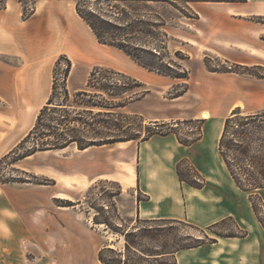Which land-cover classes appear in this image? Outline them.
I'll list each match as a JSON object with an SVG mask.
<instances>
[{
    "label": "rangeland",
    "instance_id": "rangeland-1",
    "mask_svg": "<svg viewBox=\"0 0 264 264\" xmlns=\"http://www.w3.org/2000/svg\"><path fill=\"white\" fill-rule=\"evenodd\" d=\"M66 1L75 7L78 0ZM35 2L0 0V10L6 7V3L21 4L22 17L26 18L34 12ZM204 2L211 1L79 0L82 9L94 12V20L106 40L123 44L133 56L154 68L144 67L152 81L149 87L163 90L162 94L155 92L161 102L188 114L200 108L202 94L204 104L218 100L222 107L236 98L242 103L237 102L240 106L230 113L236 108L248 113L259 106L260 101L254 99L248 89L252 81L264 78V67L239 65L204 48V43H215V40L204 33L207 22L199 13L204 6H217ZM99 14L102 15L99 17ZM260 39L264 41V35ZM70 68L71 64L68 65L64 56L56 59L52 72V82L55 83L52 103L48 105L41 126L22 144L40 109L23 119L20 112L5 109L0 98V182L16 186L36 185L47 190L50 197L60 194L51 204L56 214H72V206L78 204L77 212L83 220L87 219L85 224L95 230L97 241L107 244L103 248H111L103 252L104 259L113 262L127 258L128 264H204V248H212L210 253L215 257V238L245 235L246 231L236 227L229 218L200 227L183 220L136 217L131 190L121 194L124 186L119 180L84 184L86 181L80 173L94 175L113 170L119 174L123 162L131 160L133 149L129 144L107 151H97L93 147L85 153H79L77 145L73 144L64 150L37 151L20 158L27 149L42 141H54L55 137L68 139L73 136L82 144L131 137L142 140L147 130L160 129L182 141L190 142L200 137L201 119L184 118L165 122L167 125L161 127L137 114L116 108L118 104L138 98L144 89L139 81L122 73L97 68L88 77L85 94L68 93L66 79ZM185 92V96L174 99ZM55 106L57 109L53 108ZM230 113L209 118L204 128H210L216 135ZM256 124L264 130V122ZM212 134L207 130V138ZM13 150L15 152L11 153ZM180 165V175L188 185L200 187L204 184L211 190L223 185L217 175L212 178L204 175L203 179L189 160ZM213 166L216 167L215 162ZM234 167L249 171L257 169L244 161L237 162ZM210 170L211 162L204 151V174ZM124 171L129 172V168ZM251 194V206L255 207L254 213L264 230V189H256ZM212 202L217 203L215 199ZM126 240L129 244L127 250ZM164 251L171 254L158 259L148 255ZM176 251H179L178 258L172 255Z\"/></svg>",
    "mask_w": 264,
    "mask_h": 264
},
{
    "label": "crops",
    "instance_id": "crops-1",
    "mask_svg": "<svg viewBox=\"0 0 264 264\" xmlns=\"http://www.w3.org/2000/svg\"><path fill=\"white\" fill-rule=\"evenodd\" d=\"M204 3L217 5L204 6L199 13L207 22L204 33L215 40L204 43V48L239 65L264 67V41L260 39L264 35V0ZM35 5L34 12L26 18L22 17L21 4L6 3L0 10V98L5 109L20 112L24 119L45 105L52 92L54 63L61 55L71 63L66 79L70 94L87 91L86 83L94 68L136 79L144 88L142 95L116 108L147 121L201 119L200 137L182 144L174 134H154L146 140L77 148L79 153L93 147L107 151L127 144L133 149L130 162H123L119 174L113 170L94 175L80 173L84 184L119 180L124 186L121 194L131 190L136 217L183 220L200 227L229 218L246 231L245 235L215 238V257L210 253L212 248H204V264H264V230L251 206V193L238 188L225 167L218 151L221 130L215 135L210 128H204L209 118L229 114L237 102H242L233 98L223 107L218 100L204 104L202 94V104L194 112L186 114L180 108H171L155 95L162 94V89L149 87L152 81L146 69L122 50L99 43L68 1L36 0ZM248 92L260 101L248 113L264 109V78L252 81ZM204 111L207 118H201ZM207 130L213 133L208 138ZM204 151L211 162L208 174H204ZM188 160L203 179L204 175H217L223 185L211 190L204 184H186L180 177V164ZM127 167L129 172L125 173ZM59 195L50 197L47 190L36 185L0 182V264H103L98 252L107 244L97 241L95 230L77 212L78 204L72 206V214L53 212L51 204ZM214 199L217 203L212 202ZM172 255L178 258L179 251Z\"/></svg>",
    "mask_w": 264,
    "mask_h": 264
},
{
    "label": "trees",
    "instance_id": "trees-1",
    "mask_svg": "<svg viewBox=\"0 0 264 264\" xmlns=\"http://www.w3.org/2000/svg\"><path fill=\"white\" fill-rule=\"evenodd\" d=\"M139 1H146V0H139ZM155 1V0H154ZM156 1H172V0H156ZM183 2H192V1H211V2H245L246 0H180ZM4 8V7H2ZM75 10L77 14L89 25L91 30L93 31L94 35L96 36L97 40L101 44L111 45L120 50L124 53L129 55L132 59L136 60L141 66L148 68L149 70H153L152 66L146 65L141 62L137 57L133 56L130 51H128L125 46L121 43H115L114 41H108L102 35L100 29L97 26V22L94 20L96 18L94 12H90L81 8L79 0L75 4ZM102 14H99L100 17ZM97 16V17H98ZM99 19L101 22L104 20ZM106 23V21L104 22ZM66 62L70 65V61L65 57ZM97 68H94L90 76L94 74V71ZM174 77H183L179 75H175ZM186 77V76H185ZM89 80V79H88ZM138 86L140 84H137ZM89 86V81L87 83ZM55 89V83L52 84V92L51 96L53 95ZM64 91L66 93V88L64 85ZM86 91H81L78 94L82 95L85 94ZM51 96L48 99L47 103L43 105L35 119L33 127L24 137L20 144L26 141L38 128L41 126L42 119L49 109L48 105L52 103ZM62 105V104H58ZM96 105V104H95ZM123 105V104H118ZM102 108H109L108 104H99L96 105ZM57 109V106L53 107ZM264 118V109L251 112V113H243L239 108L234 109L229 116L224 119L223 126L221 129V133L219 136L218 141V151L219 154L225 164L227 171L229 172L231 178L233 179L235 185L243 191H248L252 193L256 189H264V130L262 126L257 125L256 123L264 122L262 119ZM154 125L157 126H165L167 123L159 122V121H152ZM168 132L160 130H147L146 135L142 138V140L148 139L150 136L154 134H167ZM136 137L126 138V139H110V140H100L99 142H92L88 144L80 143L76 138L73 136L69 137L68 139L55 137L54 141L50 142H40L38 145L31 147L24 151L20 158H24L28 155L34 154L37 151H48V150H60L63 149L70 144L77 145L78 149H84L90 145H102L105 143H114L116 141H126V140H135ZM182 144H188V141L179 140ZM194 141V139H193ZM19 144V145H20ZM18 145V146H19ZM17 146V147H18ZM15 152L14 150L11 153ZM247 162L251 164V166L257 167L256 170H241L236 169L234 166L237 162ZM181 177V175H180ZM252 194H250V201ZM253 210L255 207L253 206ZM125 237H128V233L124 234ZM126 250L129 248L128 241L126 240L125 243ZM105 250H111V248H102L98 253V259L103 264H128L127 258L123 260L119 259L117 262H113L111 260H106L103 257V252ZM171 254V252L164 251L161 253H148L150 256H154L155 259L159 257H163V255Z\"/></svg>",
    "mask_w": 264,
    "mask_h": 264
},
{
    "label": "bare ground",
    "instance_id": "bare-ground-1",
    "mask_svg": "<svg viewBox=\"0 0 264 264\" xmlns=\"http://www.w3.org/2000/svg\"><path fill=\"white\" fill-rule=\"evenodd\" d=\"M236 106H240V104L236 103L235 107ZM207 117H208V113L207 112L204 111V112L201 113V118H207Z\"/></svg>",
    "mask_w": 264,
    "mask_h": 264
}]
</instances>
